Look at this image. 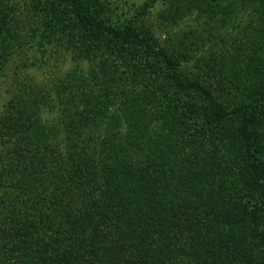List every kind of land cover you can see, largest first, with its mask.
I'll list each match as a JSON object with an SVG mask.
<instances>
[{"label": "trees", "instance_id": "16d2710c", "mask_svg": "<svg viewBox=\"0 0 264 264\" xmlns=\"http://www.w3.org/2000/svg\"><path fill=\"white\" fill-rule=\"evenodd\" d=\"M32 1L39 48L92 64L50 91L51 120L5 103L0 264H264V0H163L190 18L164 42L146 1L127 22Z\"/></svg>", "mask_w": 264, "mask_h": 264}, {"label": "rangeland", "instance_id": "374dc122", "mask_svg": "<svg viewBox=\"0 0 264 264\" xmlns=\"http://www.w3.org/2000/svg\"><path fill=\"white\" fill-rule=\"evenodd\" d=\"M8 1L15 3V7L11 12L13 18L11 24L4 30L0 29V37L2 34L4 37V41L1 43L2 50L3 48L4 50L1 52L6 56L0 69V115L6 107L7 100L18 95L20 98L25 96L32 100L36 99L38 102L36 104L39 107L38 113H40L39 118L51 120L57 116V111L52 106L53 104H50L51 110L47 111L45 107L46 103L51 102L50 91L57 89L58 97H60L62 91L61 86H58V81L63 79L66 71L72 67L76 68V66L85 69L92 63L88 61L78 63L76 59L68 58L66 54L64 55L58 50L59 46L55 43L46 49L39 48L38 36L35 31L38 18L36 12L32 13L33 1ZM145 1L146 12L140 18V20H144V23H141L147 26L161 41L164 42L166 36H169L171 41H175V35L183 34L190 29L188 28L190 19L188 14L175 15V9H171V12L167 11L163 0H99L98 3H102L100 7L102 15L115 21L118 19L127 22L132 15L140 10V6ZM120 13L122 18L119 19ZM196 27L194 25L192 29ZM197 31L198 33L204 31L203 27L199 26ZM236 32V29L232 31L233 34ZM190 40L193 39L190 38ZM230 41V38H227L225 45L216 47L213 52L221 54L224 48L230 49ZM200 57L204 56L193 49L191 55L193 61L190 64L193 65L195 59ZM64 92L67 93V90ZM33 93L35 94L31 95ZM42 109L44 114H42Z\"/></svg>", "mask_w": 264, "mask_h": 264}]
</instances>
